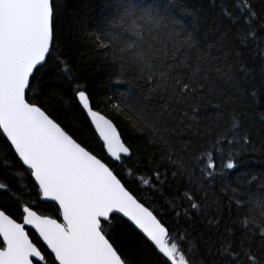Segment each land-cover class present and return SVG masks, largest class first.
Instances as JSON below:
<instances>
[{
    "label": "snow or ice",
    "instance_id": "obj_1",
    "mask_svg": "<svg viewBox=\"0 0 264 264\" xmlns=\"http://www.w3.org/2000/svg\"><path fill=\"white\" fill-rule=\"evenodd\" d=\"M113 9L97 36L99 54L110 53L119 74L138 82L135 94L112 102L143 128L152 147L148 175L135 169L143 189L116 170L134 168L132 149L96 110L103 101L71 69L65 78L76 85L77 107L119 165L98 156L31 95L38 75L59 60L56 0H0V139L7 149L0 167L22 174L35 198L25 202L14 181L0 183L8 201L0 203V264H193L196 220L219 224L221 208L209 203V193L239 208L252 182L264 187V171H242L245 154L257 144L264 152V113L247 116L257 96L264 99V0L259 8L253 0H221L203 40L174 16L133 0H115ZM138 190L160 200L167 192L166 210L186 227L163 223ZM42 201L51 202L56 218L39 212ZM117 220L137 231L145 260L116 243ZM32 230L46 247L29 238ZM206 251L209 264H264V221L226 226L206 241Z\"/></svg>",
    "mask_w": 264,
    "mask_h": 264
},
{
    "label": "trees",
    "instance_id": "obj_2",
    "mask_svg": "<svg viewBox=\"0 0 264 264\" xmlns=\"http://www.w3.org/2000/svg\"><path fill=\"white\" fill-rule=\"evenodd\" d=\"M114 2L115 0H56L54 42L57 45L59 60L50 62L49 67L38 75L31 95L40 96L44 106L54 114L62 126L72 129L79 139L87 141L98 156L107 157L94 130L88 126L77 107L74 99L76 85L65 78L69 75L65 69H71V77L79 81L81 87L86 85L93 97L103 101L96 107V110L113 121L121 133L123 142L132 149L133 156L129 164L134 165V168L126 164L124 168L117 167L116 170L121 172L126 179L135 180V183L131 184L133 189H137L138 184L139 188L143 189L144 186L140 184V175L135 169H139L144 176L148 175L146 169L154 167L149 165L151 157L147 154L151 152L152 147L148 144L143 128L129 119L128 114L112 102L122 93L131 91L135 94L138 82L132 76L122 77L119 74V68L110 53L99 54L100 42L97 40V36L108 27L114 14ZM133 2L139 7L154 8L161 13L174 16L184 25L197 30L203 40L205 39V30H209L210 33L212 20L220 15L221 0H133ZM223 2L228 4L230 0H223ZM253 3L258 8L261 6V0H253ZM235 27L233 25V28ZM41 90L43 95H41ZM252 107L255 108V112H248L247 116L249 119H256L264 113V99L257 96ZM256 147L257 151L249 152L243 156L242 171L253 173L264 171V152L259 150V144ZM6 152L3 140L0 139V159L4 158ZM107 159L113 165H119V162L108 157ZM238 175L239 173H236L232 179L235 180ZM13 181L14 187L20 189L17 191V195L22 196L25 202L31 200L35 203V198L27 191L26 178L18 171L9 172L0 167V183ZM192 190L203 200L205 193L200 191L199 186L193 185ZM240 191L241 189H237L238 193ZM137 195L141 196L147 206L156 210L158 218H160L159 214H163L162 222L170 228L182 231L186 227L184 220H177L170 207L166 210L165 206L171 199L167 192L164 200L158 199L148 191L138 190ZM209 196L211 197L209 203L220 205L221 212L216 218L219 220V224L217 226L214 222L209 226L204 219L196 220L195 231L191 239L193 264H209L206 241L209 238L215 240L217 233H223L226 226L236 225L239 228L241 223L250 219H254L256 224L264 221V187L258 183L252 182L246 189L239 208L235 206V201L230 205L227 199L221 203L219 196L212 193H209ZM7 202L6 196L0 194V203ZM212 210L215 211V207ZM39 212L56 218L55 209L50 203H41ZM17 219L19 220V217ZM111 231L117 244L124 245L130 254L138 260L146 259L140 236L131 226L117 220ZM29 237L41 246L31 231H29Z\"/></svg>",
    "mask_w": 264,
    "mask_h": 264
},
{
    "label": "water",
    "instance_id": "obj_3",
    "mask_svg": "<svg viewBox=\"0 0 264 264\" xmlns=\"http://www.w3.org/2000/svg\"><path fill=\"white\" fill-rule=\"evenodd\" d=\"M101 114V113H100ZM101 115H103V114H101ZM105 118H107V117H105ZM108 119V118H107ZM92 129L94 130V128L92 127ZM96 134V133H95ZM96 136H97V138H98V134H96ZM98 140H99V138H98ZM100 141V140H99ZM101 142V144H102V141H100ZM105 151V153H106V150H104ZM106 155H107V153H106ZM109 159H111V160H113V161H115L114 160V158H111V157H108ZM43 202V201H42ZM43 203H51V202H43ZM62 219V218H61ZM132 227V226H131ZM133 228V227H132ZM134 229V228H133ZM136 231V230H135ZM32 232L35 234V232H34V230H32ZM137 232V231H136ZM36 235V237L38 238V235L37 234H35ZM39 240V239H38ZM40 241V243L42 244V246L43 247H46L45 245H43V242H42V240H39Z\"/></svg>",
    "mask_w": 264,
    "mask_h": 264
},
{
    "label": "flooded vegetation",
    "instance_id": "obj_4",
    "mask_svg": "<svg viewBox=\"0 0 264 264\" xmlns=\"http://www.w3.org/2000/svg\"><path fill=\"white\" fill-rule=\"evenodd\" d=\"M41 203H43V202H41ZM51 204V203H50ZM32 232V231H31ZM33 233V232H32ZM35 235V234H34ZM36 236V235H35ZM30 238V237H29ZM31 239V238H30ZM38 239V238H37ZM39 241V240H38ZM40 242V241H39ZM41 246H42V244H41ZM43 247V246H42Z\"/></svg>",
    "mask_w": 264,
    "mask_h": 264
}]
</instances>
